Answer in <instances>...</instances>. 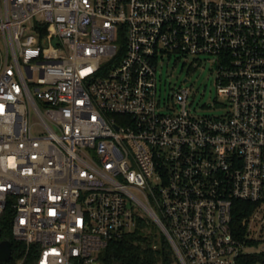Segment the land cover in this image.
Returning a JSON list of instances; mask_svg holds the SVG:
<instances>
[{
  "label": "built area",
  "instance_id": "built-area-1",
  "mask_svg": "<svg viewBox=\"0 0 264 264\" xmlns=\"http://www.w3.org/2000/svg\"><path fill=\"white\" fill-rule=\"evenodd\" d=\"M172 53L215 57L224 114L159 110ZM6 208L15 264H95L136 217L180 264H264V0H0Z\"/></svg>",
  "mask_w": 264,
  "mask_h": 264
},
{
  "label": "trees",
  "instance_id": "trees-1",
  "mask_svg": "<svg viewBox=\"0 0 264 264\" xmlns=\"http://www.w3.org/2000/svg\"><path fill=\"white\" fill-rule=\"evenodd\" d=\"M255 204L248 200H236L233 207L231 232L239 240L245 236V228L241 218L251 212ZM8 239L11 242L13 257L8 262L0 264H15L21 254L23 244L12 238L11 211L6 208L0 215V241ZM255 259L253 256L244 257ZM99 264H180L178 257L165 233L152 219L135 218V227L124 232L118 238L110 239L99 253ZM240 264H244L240 258Z\"/></svg>",
  "mask_w": 264,
  "mask_h": 264
},
{
  "label": "rangeland",
  "instance_id": "rangeland-1",
  "mask_svg": "<svg viewBox=\"0 0 264 264\" xmlns=\"http://www.w3.org/2000/svg\"><path fill=\"white\" fill-rule=\"evenodd\" d=\"M199 60H198V59ZM212 55L180 56L169 54L161 59L157 68V88L160 99L159 110L169 111L172 106L170 99L172 90L188 88L187 107L192 114L221 116L229 108L227 98L220 95L216 85V64ZM194 62L198 65L195 67ZM31 121H34L32 116ZM264 249L260 242L258 248ZM99 264V261L95 262Z\"/></svg>",
  "mask_w": 264,
  "mask_h": 264
},
{
  "label": "water",
  "instance_id": "water-1",
  "mask_svg": "<svg viewBox=\"0 0 264 264\" xmlns=\"http://www.w3.org/2000/svg\"><path fill=\"white\" fill-rule=\"evenodd\" d=\"M11 257V242L8 239L0 241V261H7Z\"/></svg>",
  "mask_w": 264,
  "mask_h": 264
}]
</instances>
